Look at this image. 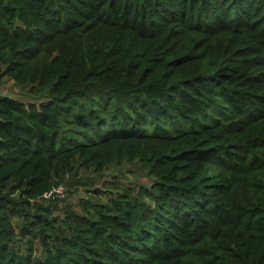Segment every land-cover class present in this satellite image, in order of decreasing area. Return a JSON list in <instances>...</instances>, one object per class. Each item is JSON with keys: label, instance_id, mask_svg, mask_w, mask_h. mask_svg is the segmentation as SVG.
I'll list each match as a JSON object with an SVG mask.
<instances>
[{"label": "trees", "instance_id": "1", "mask_svg": "<svg viewBox=\"0 0 264 264\" xmlns=\"http://www.w3.org/2000/svg\"><path fill=\"white\" fill-rule=\"evenodd\" d=\"M3 77L0 264H264V0H0Z\"/></svg>", "mask_w": 264, "mask_h": 264}, {"label": "rangeland", "instance_id": "2", "mask_svg": "<svg viewBox=\"0 0 264 264\" xmlns=\"http://www.w3.org/2000/svg\"><path fill=\"white\" fill-rule=\"evenodd\" d=\"M0 94H7L18 99L27 101L30 98L28 93V87H22L13 82L8 77H3L0 80ZM38 98V97H35ZM145 171L141 169L135 162H114L108 165L102 172H95L90 167H79L77 172V179L81 184L76 187H70L68 190L64 184L62 192L64 197H58L57 202L59 207H70L75 208L80 198H86L89 195H93L92 189L94 187H102L105 191L101 196L102 198L108 197L109 183L118 181L122 186L127 187L128 185L146 184L149 182L148 178L145 177ZM94 182V185H90V181ZM65 191V192H64ZM57 215H62V212L57 211ZM12 224L16 232L24 224V220L20 217L13 215L11 217ZM55 227L63 228V224L58 222ZM20 238V236H18ZM22 247L24 248L25 238H20ZM33 251L38 255L43 254L38 239L33 240Z\"/></svg>", "mask_w": 264, "mask_h": 264}, {"label": "built area", "instance_id": "3", "mask_svg": "<svg viewBox=\"0 0 264 264\" xmlns=\"http://www.w3.org/2000/svg\"><path fill=\"white\" fill-rule=\"evenodd\" d=\"M62 185H57L55 187H53L51 190L45 192L42 194L43 198H49V197H63L64 193L62 192Z\"/></svg>", "mask_w": 264, "mask_h": 264}]
</instances>
